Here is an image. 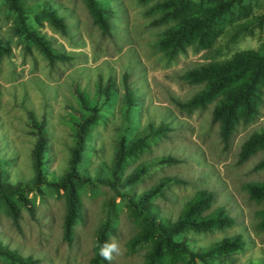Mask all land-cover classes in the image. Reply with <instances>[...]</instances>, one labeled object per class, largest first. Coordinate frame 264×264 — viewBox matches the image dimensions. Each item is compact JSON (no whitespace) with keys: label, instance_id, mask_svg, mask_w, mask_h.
<instances>
[{"label":"rangeland","instance_id":"rangeland-1","mask_svg":"<svg viewBox=\"0 0 264 264\" xmlns=\"http://www.w3.org/2000/svg\"><path fill=\"white\" fill-rule=\"evenodd\" d=\"M112 9L110 35H105L93 23L84 0H30L25 3L29 13L25 22L37 29L53 49L70 59L50 63L35 45L26 40L17 28L16 14L0 0V42L10 49L0 55V159L6 164L9 180L30 186L33 178L32 153L36 136L30 127V117L42 122L46 129L47 151L44 153V173L50 182L64 175L68 168L74 127L69 115L80 108L76 91L95 101L97 83L108 84L110 94L98 101L97 123L91 129L80 169L89 175L111 164L117 142L129 143L148 125L167 124L171 131L165 137L151 138L146 147L137 150L123 175H130L144 165V174L123 191L141 194L164 183L160 195L148 199L160 216L175 221L184 205L200 190L213 196L209 214L223 208L233 220L228 228L206 232L188 231V248L195 252L224 238L239 236L244 245L240 250L213 254L206 263L195 259L190 264H264V229L259 227L264 201L250 200L243 185L264 183V169L255 166L264 157V143L244 163L238 164L241 145L254 133L264 130V95L259 115L248 124H239L228 149L219 138V122L213 109L225 91L213 95L204 106L182 110L185 103L200 92L206 81L191 83L184 74L202 64L231 59L244 50H257L264 42V24L249 21L264 16V0H243L250 7L245 19L236 12L222 14L220 32L209 46L196 49L192 42L173 59L158 47L162 34L174 27L183 15L201 7L229 0H191L186 13L166 24L155 26L162 15L156 5L164 0H102ZM47 3L66 23V32L53 28L40 10ZM244 30L239 31L238 25ZM134 100L124 103L125 89ZM166 157L176 164L161 163ZM25 207H19L17 218L0 203V244L37 264H90L94 255L95 235L109 219L122 255L113 256L111 264H144L154 233L131 215L126 199L99 183L77 186L81 205L71 244L63 237L66 200L63 191L43 186L25 194ZM172 256V255H171ZM167 264H183L184 258L174 254ZM0 264H7L0 257ZM108 264V262H107Z\"/></svg>","mask_w":264,"mask_h":264},{"label":"trees","instance_id":"trees-1","mask_svg":"<svg viewBox=\"0 0 264 264\" xmlns=\"http://www.w3.org/2000/svg\"><path fill=\"white\" fill-rule=\"evenodd\" d=\"M10 11L16 14L17 28L25 39L32 42L35 47L50 62H66L70 58L64 53L53 49L49 40L28 26L25 17L29 8L25 5L30 0H4ZM90 12L93 23L105 35H110V19L112 9L109 4L102 0H84ZM236 4V12L241 19H245L250 12L248 5H243V0H229L219 2L217 5L201 7L196 12L183 15L182 19L172 28L163 32L158 41V47L164 51L166 57L173 59L185 50V44L190 41L198 50L210 45L212 39L220 32L219 23L222 14L231 12ZM191 0H164L156 5L162 10V15L153 21L158 26L174 20L178 14L186 13ZM50 25L61 33H65L67 26L63 18L59 17L55 9L45 3L40 10ZM264 24V16L255 17L249 21ZM238 25L239 31L244 30ZM10 49L0 42V55L9 54ZM184 78L191 83L206 81L204 88L185 103L177 102L180 109L190 111L194 108L204 106L210 98L220 91H225L223 97L217 102L213 109V118L219 122V138L223 149H228L232 136L239 124H248L259 115V106L264 95V42L257 50H244L235 54L231 59L222 62H211L199 65L184 74ZM110 85L106 87L97 83L95 101H89L83 92L76 91L80 108L75 114L69 115V122L74 127L73 145L70 148L68 168L64 175L55 182H50L44 173V153L47 151L46 129L42 122H37L30 117V127L36 136V142L32 153L33 178L30 186L21 182H11L6 170V164L0 159V203L12 217L17 218L19 207H25L28 192H35L46 186L54 191H63L66 200L67 212L64 220V240L71 244L74 236V224L80 218L81 205L77 200V186L99 183L109 187L116 192L117 196L126 199L132 216L136 217L140 224H144L148 232L154 233L151 248L146 256L144 264H167L171 262L174 254L184 258L183 264H190L195 259L206 263L213 254L225 253L242 249L244 243L239 236L224 238L206 248L192 252L186 245V238L179 236L188 232H206L211 229L228 228L233 220L223 208L214 210L209 214H203L213 200V196L206 190L198 191L183 207L181 214L175 221H171L159 215L156 207L148 202V199L160 195L164 183L175 181V179H164L161 184L143 192L139 195L131 191H123L134 180L144 174L146 167L140 165L127 176L123 173L128 162L136 156L139 149L146 147V141L151 138L165 137L171 131L167 124L158 126L148 125L138 133L132 141L125 143L120 139L115 147L114 158L110 165L97 169L94 176L89 175L87 169H80L87 144L92 140L91 129L97 123L98 101L107 98L110 94ZM134 97L130 89L126 87L124 103L130 106ZM264 143V130L254 133L240 147L238 164L246 162L256 151V148ZM161 163L176 164L178 161L171 157L161 160ZM255 169H264V157L255 166ZM250 200L255 202L264 201V183L249 182L243 185ZM261 215L259 227L264 229V210ZM114 233L109 219L104 221L95 235L94 255L90 264H107L100 255V246L109 241ZM172 255V256H171ZM0 257L7 264H37L30 257H23L16 251H11L0 244Z\"/></svg>","mask_w":264,"mask_h":264},{"label":"clouds","instance_id":"clouds-1","mask_svg":"<svg viewBox=\"0 0 264 264\" xmlns=\"http://www.w3.org/2000/svg\"><path fill=\"white\" fill-rule=\"evenodd\" d=\"M115 255H122V249L121 245L117 241L115 237L112 238L111 241H105L99 249V255L100 257L108 262V264H111L113 260V256Z\"/></svg>","mask_w":264,"mask_h":264}]
</instances>
